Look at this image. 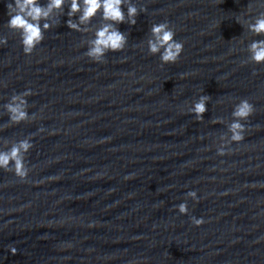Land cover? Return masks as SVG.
Returning <instances> with one entry per match:
<instances>
[{
    "label": "water",
    "instance_id": "95a60500",
    "mask_svg": "<svg viewBox=\"0 0 264 264\" xmlns=\"http://www.w3.org/2000/svg\"><path fill=\"white\" fill-rule=\"evenodd\" d=\"M8 2L0 148L33 146L25 179L0 169V264H264V64L247 51L264 39L248 30L264 4L130 0L146 11L116 25L127 44L97 63L85 53L109 23L100 12L72 30L80 13L70 17L65 0L26 55L6 26ZM161 22L184 45L172 64L147 51ZM26 89L29 119L13 124L4 104ZM200 95L209 97L202 119L191 113ZM241 99L254 107L244 139L219 155Z\"/></svg>",
    "mask_w": 264,
    "mask_h": 264
},
{
    "label": "clouds",
    "instance_id": "9594fccd",
    "mask_svg": "<svg viewBox=\"0 0 264 264\" xmlns=\"http://www.w3.org/2000/svg\"><path fill=\"white\" fill-rule=\"evenodd\" d=\"M264 4V0H260ZM65 0H49L48 4L41 5L39 0H10L7 3V28L16 31L20 36V43L24 54H31L33 49L40 45L44 39V31L51 25L47 19L53 10L61 9ZM127 5V12L124 6ZM146 11L145 8L138 7L130 0H70L69 16L79 12V24L68 21V27L79 31L80 25L89 22L97 12L101 13L102 19L109 21L96 30L94 38L89 41V46L85 55L93 62L103 63L107 52H119L125 48L127 37L116 25L127 23L134 25L138 12ZM44 20L45 23L41 24ZM237 19V23H239ZM248 30L257 36L264 35V12H260L255 19L248 24ZM151 38L147 41V51L150 54H158L161 64L175 63L182 51L183 42L177 41L174 30L167 22L154 23L150 28ZM6 39L0 37V46L6 44ZM248 61L255 64H264V39L253 40L248 46ZM32 95L31 90L14 94L10 101L4 104V109L9 114V121L13 124L29 119L27 111V97ZM208 96L200 95L197 102L192 106L191 113L198 119L203 118V113L207 111L206 104ZM254 112L253 105L247 99H241L235 104L232 116V123L228 126L231 133L227 142L222 143L217 151L219 155H224V149L227 144L240 142L244 139L246 131L245 125L241 121H246ZM35 117L33 116L32 119ZM30 138L16 141L10 147L0 148V169L10 171L21 180L28 175L29 168L26 167L25 154L32 148ZM187 197L194 201L198 199L195 191H188ZM180 214L188 213L186 202L177 206ZM192 223L199 226L203 223L200 218L192 217ZM15 251V249H13Z\"/></svg>",
    "mask_w": 264,
    "mask_h": 264
}]
</instances>
